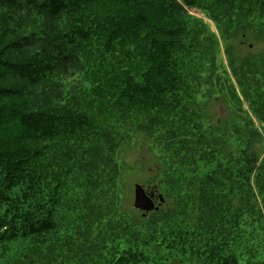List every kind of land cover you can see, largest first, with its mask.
<instances>
[{
  "label": "trees",
  "instance_id": "16d2710c",
  "mask_svg": "<svg viewBox=\"0 0 264 264\" xmlns=\"http://www.w3.org/2000/svg\"><path fill=\"white\" fill-rule=\"evenodd\" d=\"M0 264H264V0H0Z\"/></svg>",
  "mask_w": 264,
  "mask_h": 264
},
{
  "label": "rangeland",
  "instance_id": "374dc122",
  "mask_svg": "<svg viewBox=\"0 0 264 264\" xmlns=\"http://www.w3.org/2000/svg\"><path fill=\"white\" fill-rule=\"evenodd\" d=\"M188 12L195 17H202L199 11L195 9H190ZM203 20L212 31H215L213 25L207 19ZM225 114V111L220 110V107L217 105H212L208 108L209 121L211 123L215 122L218 117L224 116ZM145 144L146 141L140 136H137L133 146L130 148H124L118 155V159L122 161L126 167L124 172V195L126 197L128 207L133 209L135 185L143 187L146 193L153 194L155 205L159 202V192L157 191L156 185L147 184V178L154 173V162L145 148ZM163 203L160 206H162Z\"/></svg>",
  "mask_w": 264,
  "mask_h": 264
},
{
  "label": "water",
  "instance_id": "95a60500",
  "mask_svg": "<svg viewBox=\"0 0 264 264\" xmlns=\"http://www.w3.org/2000/svg\"><path fill=\"white\" fill-rule=\"evenodd\" d=\"M158 200V204L155 205L153 194L146 193L143 187L139 185L134 186L133 206L136 210L143 212L144 215L159 209V206L163 203L164 199L159 195Z\"/></svg>",
  "mask_w": 264,
  "mask_h": 264
},
{
  "label": "bare ground",
  "instance_id": "6f19581e",
  "mask_svg": "<svg viewBox=\"0 0 264 264\" xmlns=\"http://www.w3.org/2000/svg\"><path fill=\"white\" fill-rule=\"evenodd\" d=\"M50 122V121H49Z\"/></svg>",
  "mask_w": 264,
  "mask_h": 264
}]
</instances>
